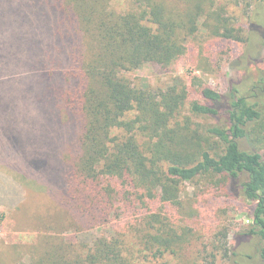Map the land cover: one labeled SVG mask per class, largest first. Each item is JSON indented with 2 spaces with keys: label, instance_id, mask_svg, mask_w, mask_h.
<instances>
[{
  "label": "trees",
  "instance_id": "16d2710c",
  "mask_svg": "<svg viewBox=\"0 0 264 264\" xmlns=\"http://www.w3.org/2000/svg\"><path fill=\"white\" fill-rule=\"evenodd\" d=\"M210 1L184 0L185 10L182 0L173 7L166 0H134L119 11L113 0H9L0 28L12 26L14 13L22 12L20 26L32 19L56 43L37 49L40 70L0 71V81L26 75L45 84L40 105L55 110L51 125L62 130L51 160L27 159L15 134L8 135L5 152L20 155L8 159L9 168L23 171L24 190L47 208L35 219L22 213L45 234L28 253L30 264H180L173 263L176 247L189 241L169 236L167 219L148 214L149 203L179 205L171 196L184 183L201 181L256 203L253 224L239 237L259 239L255 264H264V72L257 79H231L226 94L204 88V103L190 102L192 91L179 79L159 89L127 76L146 65L167 69L184 55L201 21L214 15ZM259 10L238 28L219 21L214 34L249 46L262 40L264 46ZM253 57L245 48L232 65L246 67ZM188 102L193 115L212 121L205 134L193 130L189 118L180 121ZM114 221L124 227L90 243L64 238ZM220 236L213 238L217 252L224 249L232 264H250L251 257L228 247L227 234Z\"/></svg>",
  "mask_w": 264,
  "mask_h": 264
},
{
  "label": "rangeland",
  "instance_id": "374dc122",
  "mask_svg": "<svg viewBox=\"0 0 264 264\" xmlns=\"http://www.w3.org/2000/svg\"><path fill=\"white\" fill-rule=\"evenodd\" d=\"M166 1L170 7L174 6V0ZM182 1L186 10L189 3L186 5L187 2ZM8 2L9 0H0V15L1 12H7ZM113 5L119 11H126L133 7L134 0H113ZM180 6L183 10L182 5ZM207 7L213 10L214 15L201 21L199 30L189 39L184 55L167 69L146 65L127 76L136 83H148L159 89L167 88L174 79H179L192 91L190 102L201 103H204L201 92L206 87L226 94L231 79H257L264 72L262 40L254 42L252 39L249 46L220 38L213 30L220 24L219 21L235 28L248 25L256 19L252 17L258 8L259 12L264 14V0H211ZM17 13L18 11L14 13L16 17H13L12 26L4 25L0 28V71H35L41 66L37 61V49L41 51L47 46L51 48L56 44H52L55 38L53 37L52 42L46 28L44 31L43 27L32 19L27 18L20 26L17 19L22 12ZM33 13V10H29L27 17L31 18ZM204 22L208 26H204ZM245 48H248L249 54L254 57L250 58L246 67L233 66V61ZM250 64L254 65L249 66ZM42 85L35 83L33 76L26 75L9 76L8 79L0 81V264H30L31 255L28 253L40 245V237L45 235L33 227L24 214L34 219L45 216L46 204L44 201L33 199L30 190H24L23 184L27 182L21 169L9 168L8 159L17 160L20 155L5 152L7 147L10 149V133L18 138L27 159L44 156L51 160L50 153L53 148L62 143V130H57L55 125H51L55 110H44L40 105L39 88ZM190 102L183 108L180 121L184 122L185 118H189L191 128L205 134L212 121L193 115ZM37 179L38 184L43 183L42 178ZM30 186L36 187L33 182ZM171 198H176L180 204L151 202L148 214H160L167 219L169 236L174 237L176 233L189 241L188 244L176 247L178 255L173 263L178 260L180 264H232L226 259L224 249L219 252L215 250L213 238L218 232H222L223 236L227 234L228 247L233 251L251 257L250 264H255L259 259V239L239 237L250 230L256 203L244 197L235 199L206 181L196 185L184 183L181 192ZM11 201L19 203L20 207L17 205L15 210L10 205ZM124 224L123 221H114L89 232L68 233L64 238L83 244L90 243L93 238L115 233L116 230L122 229ZM223 236H220L221 239Z\"/></svg>",
  "mask_w": 264,
  "mask_h": 264
}]
</instances>
